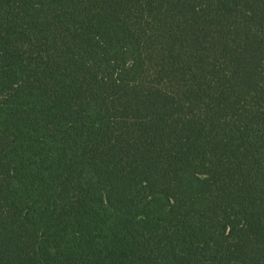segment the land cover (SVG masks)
<instances>
[{
    "label": "trees",
    "instance_id": "16d2710c",
    "mask_svg": "<svg viewBox=\"0 0 264 264\" xmlns=\"http://www.w3.org/2000/svg\"><path fill=\"white\" fill-rule=\"evenodd\" d=\"M0 264H264V0H0Z\"/></svg>",
    "mask_w": 264,
    "mask_h": 264
}]
</instances>
